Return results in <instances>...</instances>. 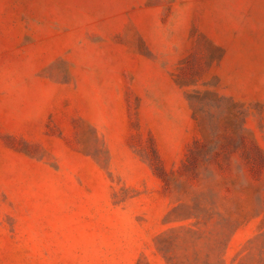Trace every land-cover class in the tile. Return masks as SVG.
Returning a JSON list of instances; mask_svg holds the SVG:
<instances>
[{"label": "rangeland", "instance_id": "1", "mask_svg": "<svg viewBox=\"0 0 264 264\" xmlns=\"http://www.w3.org/2000/svg\"><path fill=\"white\" fill-rule=\"evenodd\" d=\"M0 264H264V0H0Z\"/></svg>", "mask_w": 264, "mask_h": 264}, {"label": "trees", "instance_id": "2", "mask_svg": "<svg viewBox=\"0 0 264 264\" xmlns=\"http://www.w3.org/2000/svg\"><path fill=\"white\" fill-rule=\"evenodd\" d=\"M191 99H192V97H191Z\"/></svg>", "mask_w": 264, "mask_h": 264}]
</instances>
